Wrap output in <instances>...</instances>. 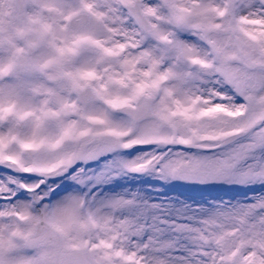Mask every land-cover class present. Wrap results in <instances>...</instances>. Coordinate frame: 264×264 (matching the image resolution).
Instances as JSON below:
<instances>
[{
  "label": "snow or ice",
  "instance_id": "obj_1",
  "mask_svg": "<svg viewBox=\"0 0 264 264\" xmlns=\"http://www.w3.org/2000/svg\"><path fill=\"white\" fill-rule=\"evenodd\" d=\"M0 264H264V0H0Z\"/></svg>",
  "mask_w": 264,
  "mask_h": 264
},
{
  "label": "rangeland",
  "instance_id": "obj_2",
  "mask_svg": "<svg viewBox=\"0 0 264 264\" xmlns=\"http://www.w3.org/2000/svg\"><path fill=\"white\" fill-rule=\"evenodd\" d=\"M175 191L177 192H183L185 195H192V196H200L201 194L203 195H221V194H226L228 196L232 195H239L243 196L244 193L242 191L240 192H235V191H227V190H221V189H176Z\"/></svg>",
  "mask_w": 264,
  "mask_h": 264
}]
</instances>
